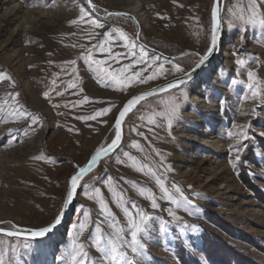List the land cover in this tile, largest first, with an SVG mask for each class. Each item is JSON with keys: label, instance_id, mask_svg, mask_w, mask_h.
<instances>
[{"label": "rangeland", "instance_id": "obj_1", "mask_svg": "<svg viewBox=\"0 0 264 264\" xmlns=\"http://www.w3.org/2000/svg\"><path fill=\"white\" fill-rule=\"evenodd\" d=\"M233 3L234 0L225 1V33L215 61L190 83L145 102L126 119L121 148L84 180L68 222L40 240L0 236L4 247L15 245L18 248L13 264H62L59 257L71 247L79 224L84 222L81 209L89 214V227L80 236V242L87 243L89 232L103 219L98 203L89 198L93 188L101 190L121 227H125L126 218L112 202L110 185L124 194L134 213L132 201L145 212L170 220L167 214L173 207L170 203L158 199L160 207L152 209L150 201L138 194L139 187H144L157 197L161 195L152 176L130 167L133 161L125 152L136 158L137 166L141 163L156 166L163 161L170 169L163 176L166 185L170 187L175 182L181 186L197 206L196 214L192 215L182 208L177 210L183 222L194 226L179 238L175 227L167 235L152 233V239L146 241L150 253L148 264H180L177 252L182 251L181 247L191 257L209 264L203 254L204 234L223 240L232 252L247 260L264 264V205L258 199L259 194H264V181L260 180H264V169L249 165V171L244 170L258 188L259 194H256L242 182L231 162L236 153L230 152V147L239 137L227 136L229 131L243 130L249 137L251 132L264 135V28L250 27L246 32L229 29L228 9ZM91 4L96 8L92 17L99 18L104 28H93L86 23L89 17L77 24L71 23L79 20L81 6L88 8L87 0H14L10 6H0V73L11 77V80H0V164L7 170L5 173L0 170L3 193L0 221L4 222L0 227L10 229L11 224H15L36 228L51 222L66 198L71 175L78 166L87 164L100 145L111 142L112 125L127 99L140 90L182 76L183 73L174 71V64L185 71L195 68L198 60L195 54H204L210 45L214 0H91ZM138 5L144 7L150 29L141 26L128 12ZM18 7L22 8L15 16L5 17L10 8ZM261 7L264 9V0ZM117 29L126 33L129 41L143 45L149 57H160L144 76L151 74L159 64L164 65V74L147 84L134 82L127 91L116 90L112 84L105 86V82L98 80L96 72L81 57L92 49L95 59L108 58L93 47L106 31L112 33L113 52L127 53L129 49L124 47ZM136 51L139 53V48ZM185 53L192 55L178 59ZM136 58L122 55L119 61L109 60L106 66L118 69L131 63L133 67L128 73L131 75L144 67L134 63ZM237 59H244L245 66H238ZM248 71L257 73L261 81V95L255 98L246 87ZM72 83L75 88L69 87ZM9 93L19 95L13 101ZM170 97L183 98L179 118L173 120L171 128L167 120L156 115L164 108L162 101ZM106 107L111 111L96 120L81 119ZM12 108L20 109L27 116L7 117L5 122ZM32 117L38 118L36 123H32ZM152 119L156 120L155 124L149 123ZM141 132L143 136L138 134ZM207 141L217 145L202 144ZM133 143H138L143 151L133 148ZM40 155L47 158L34 159ZM206 161L208 165H204ZM23 164L28 170H22ZM107 177L112 180L106 182ZM126 180L136 182L137 188ZM207 214L224 222L230 230L251 237L254 244L219 230L207 220ZM101 227L105 232L110 231L106 223ZM25 244L30 247L24 248ZM87 250L91 260L99 258L100 253L90 243Z\"/></svg>", "mask_w": 264, "mask_h": 264}, {"label": "snow or ice", "instance_id": "obj_2", "mask_svg": "<svg viewBox=\"0 0 264 264\" xmlns=\"http://www.w3.org/2000/svg\"><path fill=\"white\" fill-rule=\"evenodd\" d=\"M87 3L88 8L81 6L79 9V20L74 19L71 23L77 24L79 21H85V18L89 17L85 21L86 23L92 25L93 28H104V24L99 20V18L92 17V13L96 11L95 5L91 4V0H87ZM223 4L224 0H214V6L211 10L210 45L207 47L204 54H195L198 57V60L195 62V68L185 71L179 64H174V71L183 73L181 77L175 79L174 81H168L164 87L157 86L149 91L132 95L129 99H127L122 110L119 111L118 116L115 118L114 124L112 125L114 137L111 139V142L100 145L95 150V153L90 157L87 164L82 167L78 166L76 173L71 175L66 198H63L61 208L58 210V214L54 215L53 220L46 225L36 228H21L15 224H12L10 229L0 227V235L16 238L22 237L24 240L43 239L62 223L65 210H67L71 205L78 188L83 186L82 181L84 177L91 172L94 166H96L101 159L115 152L121 145L123 135L122 124L127 114L132 112L136 106L147 97H152L159 93H166L185 85L187 81L192 78V73L209 61L220 41L221 25L223 23ZM89 8L91 11H89ZM228 14L230 16L227 25L229 29L236 28L237 30H243L246 32L250 27L264 28V9L261 7V0H246V3L242 2V0L237 3L234 0L233 7L228 9ZM107 15L125 14L107 13ZM116 31L118 32L119 38L125 42L124 47L129 49L127 53L120 54L113 52L111 47L113 36L112 33L106 31L103 34V39H101L93 47L98 49L100 53L106 54L108 58L95 59L92 55V49L88 50L87 55L81 57L85 63L89 65V68L96 72L98 80L105 82V86L112 84L116 86V90L127 91L128 87L134 82L147 84L149 81L156 80L160 75L164 74V65L159 64L152 70L151 74L144 76L143 73L147 71L150 66L159 61L160 57L155 55L149 57V53L143 45H137L134 41H129L127 34L123 31L118 29ZM89 35L94 36L95 34L89 33ZM137 48H139V53L136 51ZM122 55L132 56L133 58L138 56V58L134 59V63L143 64L144 67L139 71L132 72L131 75H129L128 73L133 67V64L131 63L129 65L119 67L118 69L106 66L109 64V60L119 61ZM69 63L75 64L76 61H70ZM169 63H171V61H169ZM235 63L238 66L244 67L246 61L244 59H237ZM3 79L11 80V77L8 76L7 73H0V80ZM260 84L261 81L258 80L257 73L248 71L246 87L253 98L261 95ZM69 87L75 88L76 85L72 83L69 84ZM60 94L62 93H58V95ZM9 95L12 96L11 93H9ZM18 95L19 94L17 93L16 96ZM16 96H12L13 101L16 100ZM44 96L47 97L48 93L45 92ZM182 102V97H170L167 101H162L164 108L156 115L167 120V126L171 128L173 120L179 118ZM4 104L11 108L8 101H5ZM109 111H111V108L106 107L97 111L94 115L85 116L81 119L96 120L97 117L106 115ZM17 116L26 117L27 113L21 112L18 108H12L11 111L7 112L5 122H7V117L15 118ZM141 119H143V117H141ZM37 120V117H32V123H36ZM105 123H107V121H105ZM149 123L155 124L156 120L152 119ZM138 134L143 136L142 132ZM227 136L230 138L233 136L239 137V139H237L230 147V152L236 153L234 161H231L233 163V167H236L238 164L242 163V153L247 149V144L244 143V141L249 140L250 137L246 130L237 133L229 131L227 132ZM132 147L143 151L138 143H133ZM124 155L127 156L129 160L133 161L130 167H132L135 171L144 175H150L154 178L155 184L161 193V195L157 197L151 189L139 187L138 194L150 201L152 209H158L160 207V204L157 202L158 199L170 203L173 207H170L167 210V214L171 219L165 220L160 216H153L145 212L134 201H132L130 203L131 209L135 210L134 213L129 209V201L124 198V194L118 191L115 185H110L108 187V191L112 197V202L122 210L123 215L126 218L125 227H121L120 221L112 213L101 190L99 188H93L89 198L96 200L99 206V215L103 217V219L95 223L94 230L89 232L87 243H81L80 236L84 230L89 227V214L81 209V213L84 216V222L79 224L71 247L59 257L62 264H148V257L150 256V253L147 251L146 241L152 239L153 232L167 235L170 229L175 227L179 230L177 236V238H179L184 234L185 230H191V228L194 227L188 225L186 222H183L182 217L177 215V210L182 208L185 212L192 215L196 214L197 206L194 204L192 199L185 195L181 186L175 182H172L170 187L166 185L163 176L165 172L170 171L168 166L164 164L163 161L156 166L143 163L137 166L135 157L130 156L127 152H125ZM157 155H160V153H157ZM46 158L47 157L44 155L34 157V159ZM158 169H161V171H158ZM111 180V177L106 178V182ZM125 182L131 184L134 188H137L136 182L127 180ZM3 223V221H0V224ZM104 223L107 224L110 231L105 232L102 229L101 225ZM88 243L95 247L96 251L100 253L97 260L90 259L89 252L87 250ZM29 247V244L24 245V248ZM17 252V246L10 245L9 247H4L3 244L0 243V264H13V257L16 256Z\"/></svg>", "mask_w": 264, "mask_h": 264}, {"label": "trees", "instance_id": "obj_3", "mask_svg": "<svg viewBox=\"0 0 264 264\" xmlns=\"http://www.w3.org/2000/svg\"><path fill=\"white\" fill-rule=\"evenodd\" d=\"M191 55L192 54L189 53L186 55L185 53L182 57H178V59L186 58ZM249 165H258L264 169V135L262 136L255 132H251L250 141L249 143L247 142V149L242 153V163L236 166V170L237 172H239V176L241 177L242 182L248 185V187H250V189L253 190L256 194H259L258 188L254 186V183L250 180V175H248L247 173V171H249ZM246 168L247 171H244L246 170ZM260 180L264 181L263 179ZM258 199L264 205V194H259ZM207 220L213 226L225 232L232 238L238 239L245 243L254 244V241L251 237L244 235L242 232L240 233L234 230H230L229 226H227L224 222H221L219 219L214 218L212 214H207ZM203 242V254L208 260L209 264H255L254 262L242 257V255L232 252L227 244L223 240H220L218 237L204 234ZM181 248L182 251L177 252V257L180 264H203L196 257H191L188 252L184 250V247Z\"/></svg>", "mask_w": 264, "mask_h": 264}, {"label": "water", "instance_id": "obj_4", "mask_svg": "<svg viewBox=\"0 0 264 264\" xmlns=\"http://www.w3.org/2000/svg\"><path fill=\"white\" fill-rule=\"evenodd\" d=\"M225 1H226V0H224V4H223V6H222V9H223V11H222L223 23H222V25H221V35H220V41H219V43H218V46H217V48L214 50V52H213L212 56L210 57L209 61L206 62L205 65H203L201 68L196 69V70L192 73V78H191L189 81H187L186 84H188V83H190L191 81H193L196 77H198V76L201 74V72H202L205 68H207L210 64H212V63L215 61V58H216V56L218 55V53H219V51H220L221 43H222V41H223V39H224V33H225V25H224V6H225ZM180 77H181V76H180ZM177 78H179V77H177ZM177 78L171 79V80H169V81H174V80L177 79ZM167 82H168V81H167ZM167 82H164V83H161V84L155 85V86H153V87H149V88H146V89L140 90L139 92H137V93H135V94H140V93H143V92H145V91H149L150 89H152V88H154V87H157V86H159V87H164L165 84H166ZM186 84H185V85H186ZM182 86H184V85H182ZM182 86H180V87H182ZM180 87H179V88H180ZM179 88H177V89H179ZM177 89L170 90L169 92H166V93H159V94H157V95H155V96H152V97H147L144 101H142L140 104H138V105L136 106V108H135L132 112H130V113L127 114V116H126V118H125V120H124V122H123V124H122L123 135H122L121 145L119 146V148H118L115 152H113L112 154H110V155L107 156V157H104L103 159H101V160L98 162V164H97L96 166H94V168L91 170V172L88 173V174L84 177V179H83V181H82V185H83V183H84V180H85L88 176H90L91 174H93V173H94V172L100 167L101 163H102L106 158L112 156L113 154H115V153L121 148V146H122V144H123V141H124V137H125V122H126V119H127V118H128L133 112H135L136 109H138L142 104H144L145 102H147V101H149V100H151V99H153V98H157V97H159V96H162V95L168 94V93H170V92H173V91H175V90H177ZM135 94H134V95H135ZM125 103H126V102H125ZM122 108H123V107H122ZM122 108H121L120 110H122ZM118 114H119V113H118ZM117 116H118V115H117ZM81 189H82V187L78 188L77 193L75 194L74 199H73L71 205L69 206V208H68L67 210H65V214H64V216H63V218H62V223H61V224H60V225H59V226H58V227H57L52 233H50L48 236H50L51 234H53V233H55L56 231H58L63 225H65V224L68 222L69 217H70L71 215H73V213H74V211H75V208H76V203H77V201H78V197H79L80 192H81ZM0 225H2V224H0ZM11 225H12V224H11ZM21 228H22V227H21ZM0 236H3V235H0ZM5 237H6V236H5ZM10 238H16V237H10ZM19 239H23V238L21 237V238H19ZM37 240H40V239H37Z\"/></svg>", "mask_w": 264, "mask_h": 264}, {"label": "bare ground", "instance_id": "obj_5", "mask_svg": "<svg viewBox=\"0 0 264 264\" xmlns=\"http://www.w3.org/2000/svg\"><path fill=\"white\" fill-rule=\"evenodd\" d=\"M14 2V0H0V6H3V7H5V6H10L12 3ZM22 7H18V8H10V10H9V12H7L6 14H5V17L6 18H10V17H12V16H15L16 15V13H18L19 11H20V9H21ZM128 12L130 13V15L141 25V26H143L145 29H150V27H149V22H148V16L146 15V12L144 11V7L143 6H141V5H138V6H136V7H134V8H131V9H129L128 10ZM55 14V13H54ZM63 14V13H62ZM41 15H44V14H41ZM47 15V14H46ZM45 15V16H46ZM50 15V14H49ZM49 15H48V17H49ZM63 16H64V14H63ZM42 17H44V16H42ZM48 17H45V18H48ZM51 17V16H50ZM49 17V18H50ZM53 17V16H52ZM58 18V17H57ZM53 19V18H52ZM198 103H200V102H203V101H201V100H199V99H195ZM205 113H207V112H205ZM195 139L196 138H193L192 140H193V142H196L195 141ZM210 142L209 141H207V142H202V144H209ZM216 143H218V142H216ZM210 144H213L214 146H216L217 144H215L214 142H211ZM9 161V160H8ZM204 163V162H203ZM204 165H208V161H206L205 162V164ZM5 165L4 164H0V170L2 171V172H7V170H5ZM21 168H22V170L23 171H25V170H28V167H27V165L26 164H23L22 166H21ZM30 168V167H29ZM31 170V169H30ZM32 172V171H31ZM1 174V173H0ZM20 174V173H19ZM18 174V175H19ZM4 175V174H3ZM5 178H7V179H9V177H7V176H5ZM1 180V179H0ZM11 180L12 179H10V182H11ZM8 182V181H7ZM31 184V183H30ZM229 194V193H228ZM0 196H2L3 197V193H2V191H0ZM4 228H7V227H5L4 226Z\"/></svg>", "mask_w": 264, "mask_h": 264}]
</instances>
